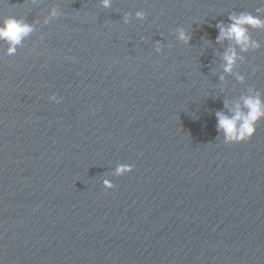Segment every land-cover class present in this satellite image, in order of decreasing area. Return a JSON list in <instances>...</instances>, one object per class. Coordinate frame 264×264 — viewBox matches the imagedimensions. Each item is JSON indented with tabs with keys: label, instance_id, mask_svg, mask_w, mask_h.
<instances>
[{
	"label": "water",
	"instance_id": "water-1",
	"mask_svg": "<svg viewBox=\"0 0 264 264\" xmlns=\"http://www.w3.org/2000/svg\"><path fill=\"white\" fill-rule=\"evenodd\" d=\"M103 3L0 0L33 28L0 41V264H264V121L229 145L215 116L264 98V30L243 84L216 43L264 0Z\"/></svg>",
	"mask_w": 264,
	"mask_h": 264
},
{
	"label": "clouds",
	"instance_id": "clouds-1",
	"mask_svg": "<svg viewBox=\"0 0 264 264\" xmlns=\"http://www.w3.org/2000/svg\"><path fill=\"white\" fill-rule=\"evenodd\" d=\"M103 6L105 8L111 7V0H104ZM261 9H257V15L253 16L251 13L241 12L239 14H231L228 19L231 22L228 25L218 23V36L216 43L224 41L231 42V46L223 53L222 68L225 75L220 76V81L225 80V76L235 74L238 83H245V76L236 74V67L240 63L245 62V56L241 53H248L253 50H259L261 45L258 41L253 40L249 35L250 29L264 30V20L260 18L259 13ZM136 18L139 20L146 19L145 12H137ZM33 31L31 25L16 19L15 17L3 18L0 21V41L9 44L6 55H15V47L19 45L22 40L29 36ZM179 31V39L185 43H189L191 37L189 33L181 28ZM159 45V41L157 42ZM239 49V51H237ZM157 53H161L162 49L157 47ZM255 71V69H253ZM51 101L59 103L57 96H52ZM227 108V103L225 104ZM230 115H225L223 112L217 111L215 113L217 120V133L223 134V142L225 144H243L249 142L256 134L257 126L261 121H264V98L259 91L252 88L248 89V94L240 98L234 107L229 109ZM134 171L133 167L128 164H117L114 175L123 177L129 175ZM103 187L106 190H113L115 185L108 179L103 180Z\"/></svg>",
	"mask_w": 264,
	"mask_h": 264
}]
</instances>
